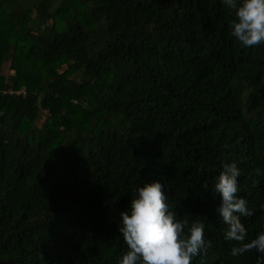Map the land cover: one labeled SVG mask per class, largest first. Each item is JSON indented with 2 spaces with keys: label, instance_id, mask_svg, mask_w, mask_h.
Masks as SVG:
<instances>
[{
  "label": "trees",
  "instance_id": "obj_1",
  "mask_svg": "<svg viewBox=\"0 0 264 264\" xmlns=\"http://www.w3.org/2000/svg\"><path fill=\"white\" fill-rule=\"evenodd\" d=\"M232 19L221 0H0V264H118L146 179L204 221L192 264H255L212 191L235 161L247 238L264 230V44Z\"/></svg>",
  "mask_w": 264,
  "mask_h": 264
},
{
  "label": "clouds",
  "instance_id": "obj_2",
  "mask_svg": "<svg viewBox=\"0 0 264 264\" xmlns=\"http://www.w3.org/2000/svg\"><path fill=\"white\" fill-rule=\"evenodd\" d=\"M231 9L230 33L243 47L264 44V0H221ZM241 170L235 161L225 162L215 179L213 193L219 194L218 218L226 225L224 237L235 241L232 257L251 250L258 254L255 264H264V230L248 239L242 217L252 215L248 201L239 195ZM160 179H146L134 189L128 206L119 213L118 229L127 251L118 264H192L211 242L205 237L203 220L178 218Z\"/></svg>",
  "mask_w": 264,
  "mask_h": 264
},
{
  "label": "rangeland",
  "instance_id": "obj_3",
  "mask_svg": "<svg viewBox=\"0 0 264 264\" xmlns=\"http://www.w3.org/2000/svg\"><path fill=\"white\" fill-rule=\"evenodd\" d=\"M23 67H24L23 63H21L20 60L17 59L13 63H10V62L4 63L3 73L5 75L15 74L18 69H22ZM21 90H26V87H23ZM46 112L47 111L45 110V112L42 113L43 115L39 118V120H38L39 125L43 122L44 117H45L44 114H46Z\"/></svg>",
  "mask_w": 264,
  "mask_h": 264
}]
</instances>
